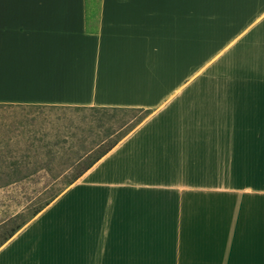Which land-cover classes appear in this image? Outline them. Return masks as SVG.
Masks as SVG:
<instances>
[{"label": "crops", "instance_id": "0c3cea01", "mask_svg": "<svg viewBox=\"0 0 264 264\" xmlns=\"http://www.w3.org/2000/svg\"><path fill=\"white\" fill-rule=\"evenodd\" d=\"M89 7L0 0V103L145 116L0 264H264V0Z\"/></svg>", "mask_w": 264, "mask_h": 264}, {"label": "rangeland", "instance_id": "374dc122", "mask_svg": "<svg viewBox=\"0 0 264 264\" xmlns=\"http://www.w3.org/2000/svg\"><path fill=\"white\" fill-rule=\"evenodd\" d=\"M99 2L90 0L89 27L92 29L97 27ZM144 116L139 110L92 112L71 107H0V158L12 151L45 159L53 153L49 165L38 167L39 173L14 185L0 187V246L14 230L21 229L61 197L77 181L73 182L72 175L82 171L109 145L121 140ZM108 128L111 132L105 135ZM41 134L46 137H41V141L35 139L38 148L28 150L32 136ZM18 140L22 148L17 145ZM8 141L15 143L8 147L5 143ZM44 143L52 145L42 147ZM3 168L0 166V172ZM29 168L27 172L32 166ZM58 229L63 233L67 227L59 225Z\"/></svg>", "mask_w": 264, "mask_h": 264}, {"label": "trees", "instance_id": "16d2710c", "mask_svg": "<svg viewBox=\"0 0 264 264\" xmlns=\"http://www.w3.org/2000/svg\"><path fill=\"white\" fill-rule=\"evenodd\" d=\"M4 106H10V107H36V108H61V107H71L77 110H87V111H92V112H99V111H107L109 109H118V108H105V107H78V106H51V105H27V104H2L0 103V107ZM120 110H125V109H120ZM111 132V129L108 128L105 132V135L109 134ZM36 135V133L34 132ZM47 134V133H46ZM125 136V135H124ZM123 136V137H124ZM35 137V138H34ZM41 137H46V135H40V136H32L31 140L28 141V137H26V141H28L29 145H27L28 150L32 149H37L38 147L36 146V140L41 141ZM122 139V138H121ZM120 141V140H119ZM117 141L116 143L109 145L97 158H95L92 162H90L82 171L79 173L72 175L73 182L78 180L85 172H87L98 160H100L104 155H106L111 149L115 147V145L119 142ZM67 142V141H64ZM8 147L11 145H14L15 141H8L5 142ZM20 141L18 140L17 145H19L20 148ZM52 144H47L44 143L42 147H48ZM49 154V151H48ZM53 153L50 152V157L49 158H39L38 156L34 155L31 156L30 154L23 152L21 154H15V152L12 151V154H10L7 157H1L0 162H1V168L4 167L1 172H0V180L3 181L2 186L0 187H6V186H11L16 183H19L23 181L24 179L30 178L33 175L37 174L40 172L38 169L39 166L43 165H49L51 160L53 159ZM31 170L27 172L31 167ZM55 176V175H54ZM59 177V176H57ZM39 211H37L34 216H36ZM19 229V228H18ZM17 230H14L8 237L5 238L4 241H8L9 238H11Z\"/></svg>", "mask_w": 264, "mask_h": 264}]
</instances>
